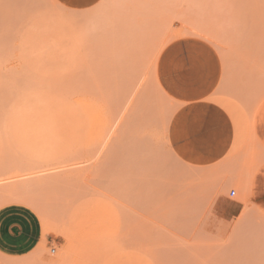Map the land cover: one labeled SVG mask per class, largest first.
Masks as SVG:
<instances>
[{
	"label": "rangeland",
	"instance_id": "1",
	"mask_svg": "<svg viewBox=\"0 0 264 264\" xmlns=\"http://www.w3.org/2000/svg\"><path fill=\"white\" fill-rule=\"evenodd\" d=\"M184 40L221 58L215 101L242 127L215 166L170 139L159 64ZM263 100L264 0H0V209L43 230L0 264H264Z\"/></svg>",
	"mask_w": 264,
	"mask_h": 264
},
{
	"label": "crops",
	"instance_id": "2",
	"mask_svg": "<svg viewBox=\"0 0 264 264\" xmlns=\"http://www.w3.org/2000/svg\"><path fill=\"white\" fill-rule=\"evenodd\" d=\"M61 1L74 7L95 2ZM222 74L221 58L210 45L201 41L174 42L161 56L158 77L175 106L170 139L180 158L195 166H215L225 162L234 148L236 135L242 131L239 118L232 115L233 110L229 114L215 101L223 81ZM253 117V136L264 151V100ZM255 177L254 188L258 196L252 199L264 210V168ZM42 237V224L31 208L8 205L0 209V254L28 256L40 246Z\"/></svg>",
	"mask_w": 264,
	"mask_h": 264
},
{
	"label": "bare ground",
	"instance_id": "3",
	"mask_svg": "<svg viewBox=\"0 0 264 264\" xmlns=\"http://www.w3.org/2000/svg\"><path fill=\"white\" fill-rule=\"evenodd\" d=\"M81 105H82V104H81ZM85 105H86V104H85ZM86 106H87V105H86ZM84 107H85V106H83V108H84ZM84 110H86V109H84ZM86 112H87V111H86ZM88 112H89V111H88ZM90 115H91V114H90ZM98 121H99V120H98ZM100 122H101V121H100ZM99 128H101V127H99ZM97 133H98V132H97ZM90 189H91V188H90ZM90 189H89V190H90ZM91 190H92V189H91ZM96 190H97V189H96ZM106 193H107V192H106ZM10 201L24 202V200L21 199V198H12V199H11V198H7V200H5V202H3V204H5V203H7V202H10ZM68 207H69V206H68ZM66 209H67V208H66ZM43 223H44V226H45L46 228L49 227V223H47L46 221H44ZM65 226H66V224H65ZM64 228H65V227H64ZM70 240H71V239H70ZM69 246L71 247L70 242H69ZM70 247H69V248H70ZM149 247H150V246H149ZM149 247H147V248H149ZM151 247H152V246H151ZM142 248H143V247H142ZM144 248H145V247H144ZM144 248H143V249H144ZM70 249H71V248H70ZM145 249H146V248H145ZM150 249H152V248H150ZM146 250H147V249H146ZM56 251H57V250H56ZM147 251H148V250H147ZM151 251H152V253H154L153 250H151ZM149 252H150V251H149ZM47 253H48V252H47ZM150 253H151V252H150ZM152 253H151V254H152ZM67 254H68V252H67ZM152 255H153V254H152ZM153 256H154V255H153ZM52 259H53V258H52ZM52 259H51V260H52Z\"/></svg>",
	"mask_w": 264,
	"mask_h": 264
},
{
	"label": "built area",
	"instance_id": "4",
	"mask_svg": "<svg viewBox=\"0 0 264 264\" xmlns=\"http://www.w3.org/2000/svg\"><path fill=\"white\" fill-rule=\"evenodd\" d=\"M232 194L235 195V192L233 191Z\"/></svg>",
	"mask_w": 264,
	"mask_h": 264
}]
</instances>
